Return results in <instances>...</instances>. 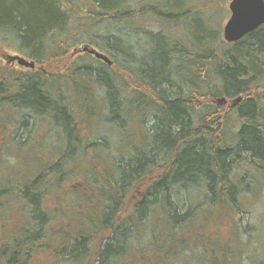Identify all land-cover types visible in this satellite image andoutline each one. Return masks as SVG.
Returning a JSON list of instances; mask_svg holds the SVG:
<instances>
[{
  "label": "trees",
  "instance_id": "obj_1",
  "mask_svg": "<svg viewBox=\"0 0 264 264\" xmlns=\"http://www.w3.org/2000/svg\"><path fill=\"white\" fill-rule=\"evenodd\" d=\"M192 1L0 0V54L46 69L0 62V152L19 164L0 156V264H264V26L228 44L205 17L223 0ZM149 15L191 43L136 31ZM133 35L160 40L153 68L116 46ZM84 44L113 67L75 61ZM34 128L48 151L11 138Z\"/></svg>",
  "mask_w": 264,
  "mask_h": 264
},
{
  "label": "rangeland",
  "instance_id": "obj_2",
  "mask_svg": "<svg viewBox=\"0 0 264 264\" xmlns=\"http://www.w3.org/2000/svg\"><path fill=\"white\" fill-rule=\"evenodd\" d=\"M136 4H142L143 0H133ZM153 4H158V0H152ZM194 2H196V0H194ZM192 1V3L189 4L188 7H192V5H194V3ZM218 8H215V10L213 9V11H210L208 13L205 14V17L207 18L208 21L212 22L213 21V27L215 28H220L221 27V36H222V40H223V29L224 26L226 25L227 21L229 20L231 13L229 10V2L228 0H223L221 1V3L217 6ZM156 19L154 18L153 15H149V16H145V20H142V22L139 24V26H136L135 30L140 32V33H147V34H151L153 36L159 35V34H164L166 36H176L175 34H177V38L180 39V41H182V43L187 44L191 43L190 38L187 36V30L186 28H179L177 31L175 29H166L165 26L162 25L161 22L159 21H155ZM128 27V25L126 23H119V24H109L107 26H105L104 24H101L100 27L95 29V35L94 38L97 42H99V46L102 48V45L105 46V38L104 36L107 35H116L117 37H125V32L127 30H124V27ZM192 27L194 28V32L198 31V24L196 22H194L192 24ZM133 28V27H132ZM127 29V28H126ZM130 31V30H129ZM94 33V32H93ZM111 36V37H113ZM179 36V37H178ZM176 38V37H175ZM176 38V39H177ZM103 39V40H102ZM115 43V42H114ZM160 43V40H152L151 38H149L148 36H138V35H133L131 36L129 39H127L126 44L124 43L123 46H121L120 44H116L117 47H119V50L122 52H126V54L131 55L132 57H135V59L137 60V62L140 64V67L143 66L144 64L149 65V68H153V60H151L148 55H147V51L146 49H148V47H151L152 49H155V47ZM84 45H90L93 46L92 44H84ZM83 45H81L79 48H81ZM97 47V49L100 52H103L106 54V50H101L100 47ZM94 47V46H93ZM108 47V46H105ZM137 48V53L135 54L132 50V48ZM131 49V50H130ZM3 52V50H2ZM74 53L75 56H73L75 59V61H79V59L81 58V54L76 53L75 52H71L70 54ZM14 54V53H13ZM120 56V54H119ZM113 60V58H111ZM120 60L123 61V57L120 56ZM115 61V59L113 60ZM0 62L4 63L3 60L1 59V54H0ZM149 63V64H147ZM4 65L6 67H9L8 64H6V61L4 63ZM99 65V64H98ZM45 68V67H44ZM218 103V101L216 102ZM218 106H220L221 108H225V107H235L233 105V102L226 104V105H220L218 104ZM35 127V125H34ZM18 128V126L16 125V129ZM36 128V127H35ZM32 132L29 133H25L22 132V136L19 135L20 137H16V136H11V138H17L20 139L22 142L26 143L27 148L28 149H38L40 151H48L47 147H45V150L42 149V147L37 148V144L41 141H43L46 145V142H50V136L49 133L47 134V136L41 137L39 139H37V135H35L38 131V129H35ZM14 131V130H13ZM32 133V134H31ZM9 132L7 130H4V132H2L0 134V137L4 136L8 137V139H4L3 142L6 145L7 142L9 141V136H8ZM31 134V135H30ZM3 150L0 152L2 153L1 156V160H3V163L5 162L6 164L11 163L12 162V166H17L18 165V169H19V164L17 163V159L15 158V156H17V154L14 152V154H10L9 155H5V148H2ZM31 151V150H30ZM33 152V151H32ZM47 153V152H46ZM6 160L8 161V163L6 162ZM2 167H0V173H3L4 170ZM27 171V170H26ZM260 193H261V203L258 206H255L256 210V214L252 215V219L258 222H261L264 220V207H261V204L264 202V185L261 186L260 188ZM245 213H243L244 215ZM3 218H7L6 216H3ZM250 222V216L248 215H244V219H243V223L244 225H247ZM207 233V236H205L206 240L209 242H215V238H212L211 236H209V233ZM35 264H39V263H35Z\"/></svg>",
  "mask_w": 264,
  "mask_h": 264
},
{
  "label": "water",
  "instance_id": "obj_3",
  "mask_svg": "<svg viewBox=\"0 0 264 264\" xmlns=\"http://www.w3.org/2000/svg\"><path fill=\"white\" fill-rule=\"evenodd\" d=\"M228 2L230 3L231 17L223 30L225 42L229 44L239 42L264 26V0H228ZM82 51L95 56V58L104 61L109 66L113 65V62L106 55L95 49L85 47ZM9 60L17 61L23 67L35 69V63L28 62L24 58L10 57ZM217 101L222 106L227 104L225 98ZM241 101V98L237 99L233 102V105L237 106Z\"/></svg>",
  "mask_w": 264,
  "mask_h": 264
},
{
  "label": "flooded vegetation",
  "instance_id": "obj_4",
  "mask_svg": "<svg viewBox=\"0 0 264 264\" xmlns=\"http://www.w3.org/2000/svg\"><path fill=\"white\" fill-rule=\"evenodd\" d=\"M8 54H10V51H7V52H4L3 54H1V59L3 60V62L5 63V61H6V59H7V55ZM15 56L17 55V54H14ZM19 55V54H18ZM20 57H23V58H25L26 60H28V61H32V60H30V59H27L26 57H24V56H21V55H19ZM6 64H8V65H11L12 67H14L16 70H21V71H23L21 68H19V66H17V63H7V61H6ZM36 69H38V70H40V69H42V68H40V67H36Z\"/></svg>",
  "mask_w": 264,
  "mask_h": 264
},
{
  "label": "bare ground",
  "instance_id": "obj_5",
  "mask_svg": "<svg viewBox=\"0 0 264 264\" xmlns=\"http://www.w3.org/2000/svg\"><path fill=\"white\" fill-rule=\"evenodd\" d=\"M45 70H46V69H43V68H42V69H40L39 71H41L42 73H45ZM225 99H226V98H225ZM226 100H227V99H226ZM231 102H234V101H231ZM231 102H230L229 100H227V104H229V103H231Z\"/></svg>",
  "mask_w": 264,
  "mask_h": 264
}]
</instances>
